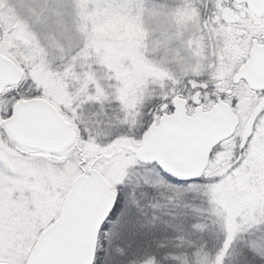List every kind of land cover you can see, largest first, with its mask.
<instances>
[{
  "label": "snow or ice",
  "instance_id": "1",
  "mask_svg": "<svg viewBox=\"0 0 264 264\" xmlns=\"http://www.w3.org/2000/svg\"><path fill=\"white\" fill-rule=\"evenodd\" d=\"M0 264H264V0H0Z\"/></svg>",
  "mask_w": 264,
  "mask_h": 264
},
{
  "label": "rangeland",
  "instance_id": "2",
  "mask_svg": "<svg viewBox=\"0 0 264 264\" xmlns=\"http://www.w3.org/2000/svg\"><path fill=\"white\" fill-rule=\"evenodd\" d=\"M100 31L106 34H116L123 37L135 35V28L132 25L123 23L119 20L106 22L100 26Z\"/></svg>",
  "mask_w": 264,
  "mask_h": 264
}]
</instances>
